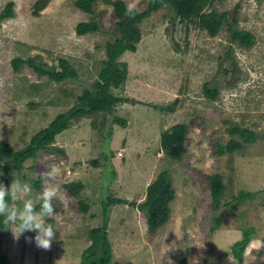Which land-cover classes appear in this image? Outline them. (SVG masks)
<instances>
[{
    "label": "rangeland",
    "instance_id": "rangeland-1",
    "mask_svg": "<svg viewBox=\"0 0 264 264\" xmlns=\"http://www.w3.org/2000/svg\"><path fill=\"white\" fill-rule=\"evenodd\" d=\"M8 1L12 16L0 21V140L17 150L76 104L83 91L95 90L106 41L118 33L117 17L103 0L94 2L92 14L78 9L74 0H46L36 15V0H0V10ZM123 1L139 11L148 2ZM212 6L226 13L232 28L251 31L254 44L231 43L226 23L210 35L174 20L170 8L160 6L139 22L137 49L117 60L119 66L125 63L127 75L113 92L125 101L108 112L72 117L50 150L39 149L20 171L5 173L11 178L6 186L26 181V175L39 181L31 184L33 197L54 183L63 198L62 203L53 200L55 219L49 221L57 232L49 250L36 246L32 231L18 239L11 229L0 234L8 264H79L89 244L87 230L103 221V201H142L146 185L161 170L168 172L173 197L168 219L155 231L147 230L145 215L136 207L123 202L108 207L111 264H178L182 257L186 264H264V0H213ZM86 20H95L98 30L77 34L75 25ZM16 56L58 69L64 58L76 76L54 81L27 63L15 71L10 60ZM204 84L218 88L214 100L204 93ZM177 123L185 124L183 150L173 158L161 138ZM232 125L259 137L242 142L237 132H229ZM230 138L241 144L229 151ZM52 165L61 174L48 180ZM213 174L221 176V200L227 202L218 208L208 182ZM68 182H80L78 193ZM241 191L251 196L237 199ZM242 227H252L251 241L238 261L229 247L242 237Z\"/></svg>",
    "mask_w": 264,
    "mask_h": 264
},
{
    "label": "trees",
    "instance_id": "trees-1",
    "mask_svg": "<svg viewBox=\"0 0 264 264\" xmlns=\"http://www.w3.org/2000/svg\"><path fill=\"white\" fill-rule=\"evenodd\" d=\"M96 0H74V5L87 13H93V5ZM105 3L111 4L113 13L117 17L114 30L118 33L113 39L106 41L105 58L101 60V66L97 73V79L93 82L95 90L83 91L77 96L78 102L63 112H59L55 117L43 128L35 132L29 142L22 148L14 150L8 142L0 140V182L5 186L11 180L10 177H5L10 168L21 170L26 160L34 157L39 149L50 150L51 143L57 133L66 129L69 125V120L74 116H83L91 112H108L117 102H123L126 98L121 97L113 92V88H119L126 79L127 69L125 63L119 66L117 60L125 51L134 52L137 49V43L141 38V30L139 22L149 16L152 11L158 10L160 6L166 5L170 8L173 15L171 18L177 19L178 22L184 25L196 26L204 29L208 34L215 35L220 27L226 23L230 30L229 39L231 43L235 42L241 47L250 48L255 42L254 34L246 29L232 28V22L225 12L218 13L212 6L213 0H148L146 6L142 10L135 9V14L132 16L126 15V3L123 0H103ZM46 3V0H36L33 3L32 13L37 14L38 11ZM12 1H8L0 10V21L5 17L12 16ZM208 6L209 11L204 8ZM234 21V20H232ZM98 30V24L95 20H86L78 22L75 25V32L79 35L89 31ZM21 63H27L40 75H45L54 81H62L66 78L76 76L75 69L64 58L58 60L60 68L48 65L41 62H35L33 58L23 59L21 57H13L10 60L12 69L17 71ZM204 93L210 98L215 99L218 94V88L203 85ZM118 123L124 125L125 120H117ZM162 133L161 145L164 147L167 154L173 158H178L182 148V138L184 136L185 124L177 123ZM229 132L238 133L242 142L253 141L259 137L254 131L232 125ZM264 136V131H263ZM241 142L236 138H230L227 142V150L235 149ZM222 151L223 146L219 147ZM95 163V162H94ZM23 180H28L33 186H38L39 181L28 179L24 175ZM211 194L213 197V207L218 208L219 205H226L227 202H222L221 197L224 195V184L221 181L219 174L208 176ZM76 194L81 188L80 182L66 183ZM243 196H251L250 192L241 191L237 199ZM173 197L171 181L167 170H161L156 177L148 183L145 189L144 199L142 201H127L122 198H106L103 201V221L97 227H91L87 230V238L89 244L81 251L79 264H111L112 247L106 232L108 222V207L114 203H128L145 215L147 222V230L155 231L157 227L165 223L168 219L169 208L168 202ZM85 208V206H83ZM214 224L221 223V217L213 218ZM50 222V221H49ZM6 226L0 222V234L6 233ZM216 227L211 226V232H214ZM242 237L233 242L229 247V252L233 258L238 261L243 259L245 249L251 241V228L242 227ZM1 241V236H0ZM0 264H8L5 254L0 252ZM178 264H186V259L182 257Z\"/></svg>",
    "mask_w": 264,
    "mask_h": 264
},
{
    "label": "clouds",
    "instance_id": "clouds-1",
    "mask_svg": "<svg viewBox=\"0 0 264 264\" xmlns=\"http://www.w3.org/2000/svg\"><path fill=\"white\" fill-rule=\"evenodd\" d=\"M125 14L134 15L135 5L129 4ZM60 174V167L52 165L46 179L54 180ZM54 199L63 202L59 186L54 183H46L41 193L33 197L30 182L15 179L10 186L0 182V222L6 226L5 229H11L17 239L25 231L35 232L36 246L49 250L57 232L54 224L49 222L55 219Z\"/></svg>",
    "mask_w": 264,
    "mask_h": 264
}]
</instances>
